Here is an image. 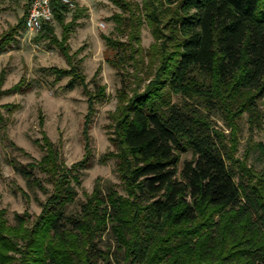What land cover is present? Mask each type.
<instances>
[{
	"label": "trees",
	"instance_id": "trees-1",
	"mask_svg": "<svg viewBox=\"0 0 264 264\" xmlns=\"http://www.w3.org/2000/svg\"><path fill=\"white\" fill-rule=\"evenodd\" d=\"M110 1L120 10L111 16L114 30L125 36L101 35L120 76L107 125L112 149L104 154L118 182L97 176L77 198L75 184L92 165L94 102L105 93L97 70L86 81L63 51L68 68L46 70L86 97L83 155L67 166L42 133L37 160L9 159L27 189L45 197L34 218L16 213L15 224L0 209V264H264V193L236 183L212 121L264 104V0ZM50 3L65 40L83 8ZM25 14L0 39V53ZM143 24L152 36L146 48ZM53 29L42 23L39 36L55 38ZM4 128L0 112L2 136Z\"/></svg>",
	"mask_w": 264,
	"mask_h": 264
},
{
	"label": "rangeland",
	"instance_id": "rangeland-1",
	"mask_svg": "<svg viewBox=\"0 0 264 264\" xmlns=\"http://www.w3.org/2000/svg\"><path fill=\"white\" fill-rule=\"evenodd\" d=\"M29 0H0V39L10 33L28 9ZM83 8L72 23L68 38L61 40V27L53 21L55 38L39 36L24 27L7 43L0 53V112L4 117L5 135L0 133V209L11 224L15 214L34 218L39 213V202L45 194L27 189L24 179L9 163L10 158L21 162L37 160L42 150L38 146L42 133L55 144L58 157L67 166L83 155L81 126L86 112V97L79 85L65 88L68 77L56 78L49 67L68 68L63 51L79 61L85 80L96 79L104 85L105 96L94 102L90 128L92 165L80 175V185L75 184L77 198L82 199V189L91 191L94 179L118 182L114 159L104 154L112 149L108 140L109 114L116 106V91L120 76L107 62L113 54L105 47L101 35L124 40L125 36L114 30L113 13L120 10L110 0H77ZM70 18L67 13L65 21ZM102 23V24H101ZM152 41L148 27L140 28V43L146 48ZM21 81V90L11 88ZM92 89V84L88 83ZM231 121L220 115L212 116L215 127L222 134L227 163L234 172L236 183L256 186L264 193V104L259 99L256 109L232 116ZM187 150L180 155V164L189 159ZM34 173L43 177L38 169ZM49 187V184H46Z\"/></svg>",
	"mask_w": 264,
	"mask_h": 264
},
{
	"label": "built area",
	"instance_id": "built-area-1",
	"mask_svg": "<svg viewBox=\"0 0 264 264\" xmlns=\"http://www.w3.org/2000/svg\"><path fill=\"white\" fill-rule=\"evenodd\" d=\"M69 9L77 5V0H60ZM54 21L50 0H29L25 14L24 28L30 32L40 30L42 23ZM102 24V23H101Z\"/></svg>",
	"mask_w": 264,
	"mask_h": 264
}]
</instances>
